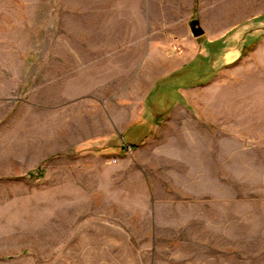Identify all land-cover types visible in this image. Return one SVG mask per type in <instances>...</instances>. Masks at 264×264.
<instances>
[{"label":"crops","instance_id":"crops-1","mask_svg":"<svg viewBox=\"0 0 264 264\" xmlns=\"http://www.w3.org/2000/svg\"><path fill=\"white\" fill-rule=\"evenodd\" d=\"M140 2L144 44L119 43L108 49L116 56L79 69L76 96L66 94L63 62L47 69L54 61L41 54L24 60L30 68L17 95L4 98L0 90V182L6 183L0 191L9 211H64L59 197L71 194L76 211H91L98 196L99 203L111 202L114 194L148 196L152 203L154 180L170 182L176 164L186 171L194 155L206 171L223 169L222 142H208V133L225 130L226 67L240 65V51L264 47L257 23L264 0ZM134 50L140 53L130 64ZM201 137L206 142H194ZM39 166L41 174L29 177Z\"/></svg>","mask_w":264,"mask_h":264},{"label":"rangeland","instance_id":"rangeland-1","mask_svg":"<svg viewBox=\"0 0 264 264\" xmlns=\"http://www.w3.org/2000/svg\"><path fill=\"white\" fill-rule=\"evenodd\" d=\"M140 1L0 0L3 97L17 95L30 68L24 60L40 54L54 61L47 69L63 62L66 94L76 96L79 69L116 56L108 49L119 43L144 44ZM257 16L264 29V9ZM128 53L132 64L140 52ZM238 63L225 69V130L208 133V142H222L223 169L206 171L194 155L186 171L176 164L170 182L154 180L152 203L134 193L101 203L98 196L91 211H76L72 194L59 197L64 211H9L0 191V264H264V47L240 51Z\"/></svg>","mask_w":264,"mask_h":264},{"label":"water","instance_id":"water-1","mask_svg":"<svg viewBox=\"0 0 264 264\" xmlns=\"http://www.w3.org/2000/svg\"><path fill=\"white\" fill-rule=\"evenodd\" d=\"M190 29L194 36H198L202 33V30L199 27L198 22L196 20H192L190 22Z\"/></svg>","mask_w":264,"mask_h":264}]
</instances>
